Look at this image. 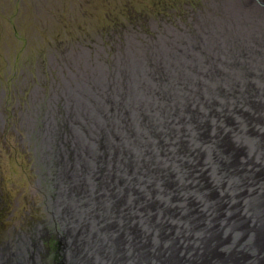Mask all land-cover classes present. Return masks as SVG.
I'll list each match as a JSON object with an SVG mask.
<instances>
[{
    "label": "bare ground",
    "instance_id": "1",
    "mask_svg": "<svg viewBox=\"0 0 264 264\" xmlns=\"http://www.w3.org/2000/svg\"><path fill=\"white\" fill-rule=\"evenodd\" d=\"M202 13L195 20L196 33L182 23L188 32L174 33L172 40L155 34L148 43L133 44L126 37L125 49L112 54V68L101 59L103 52H96L84 63L88 76L72 75L67 86L75 97L69 112L65 109L67 124H61V132L54 129L56 106L46 129L49 141L52 133L59 135L58 157L65 160L56 193L61 205L50 215L60 225V264H141L148 249L153 258L147 264H169V256H156L163 245L154 230L164 220L170 235L173 202L163 200L178 203L187 196L188 204L196 201L197 206L183 212L189 237L181 238L182 253L174 252L172 261L192 264V256L184 253L192 227L201 216L208 221L220 216L212 208L228 200L226 183L264 181V2L217 0ZM161 148L170 165L157 162ZM250 165L254 169H244ZM67 166L73 167L70 174ZM194 180L204 188L202 200L189 195ZM257 196L244 201L249 214ZM255 202L264 206V191ZM252 217L250 249L255 260H264V215ZM246 224L233 217L227 227L241 238ZM212 227L206 231L208 241L204 237L209 247L203 256L216 259L210 264H228L229 259H217L215 248L226 239L210 238ZM42 230L35 236L43 240ZM35 239L14 250L0 245V264H40L43 255Z\"/></svg>",
    "mask_w": 264,
    "mask_h": 264
},
{
    "label": "rangeland",
    "instance_id": "2",
    "mask_svg": "<svg viewBox=\"0 0 264 264\" xmlns=\"http://www.w3.org/2000/svg\"><path fill=\"white\" fill-rule=\"evenodd\" d=\"M212 1L217 0H0L1 246L9 241L13 247L22 232L33 236L41 227L46 239L33 236L41 247L40 264L62 263L60 225L50 215L61 205L56 169L65 160L58 157L59 135L52 133L49 141L46 129L56 106L54 129L61 132V124H67L65 109L69 112L75 97L68 83L89 75L84 63L96 52H103L101 59L112 68V54L125 49L126 37L133 44L148 43L156 35L172 40L188 32L182 23L196 33V17ZM83 84L77 86L79 93ZM67 167L70 174L73 167ZM236 250L238 260L247 258L243 247ZM230 255L226 258L236 259Z\"/></svg>",
    "mask_w": 264,
    "mask_h": 264
},
{
    "label": "water",
    "instance_id": "3",
    "mask_svg": "<svg viewBox=\"0 0 264 264\" xmlns=\"http://www.w3.org/2000/svg\"><path fill=\"white\" fill-rule=\"evenodd\" d=\"M152 140L156 141L155 139H152ZM225 146L227 147V145ZM141 153H143L142 150H141ZM166 153H167V150H165L164 148H161L160 152H157V155H156L157 162H160L164 166L170 165L169 159L165 155ZM173 167H175V165ZM244 169H254V168L250 165L248 166V168H244ZM161 183L159 182L157 183L160 190L163 189L162 186L160 187ZM200 185H201L200 182H197L196 180H194L192 182V189L190 190V193H189V195H194L196 200H202V194L204 193V188L201 187ZM232 185L233 187H229ZM199 187L201 188L200 190H199ZM225 189H231V194L228 196V200L222 201V208H212V211L214 209L220 210V216L213 221L204 220V216H201L200 219H203L204 221L199 220V225L195 224L194 227H192L191 232H192V236L194 239L192 238V241L190 242L188 249L184 251L186 258L192 256L193 260H190V262L191 261L193 262L192 264H210L216 261L215 258H212L210 260H207V259L205 260L203 256L207 254V249L209 247L207 245H204V237L206 240L209 238V236H207L206 234V231L212 225L213 227L210 231L212 237L210 238L214 240V235H216L217 237L226 239L225 243L215 248V251L217 252V255H218L217 259L223 258L226 260L228 251H230L231 252L230 256H232V258H236L235 260L238 262V264H254L256 262L253 252H251V249L249 250V248H251L252 246L250 244L247 245V242L251 243L252 236H251L250 230H252L255 226V225H251V222L256 218L252 216L257 215L260 217L264 215V206L260 208L259 207L260 204L255 202L256 200L258 202V200L260 199L261 191L262 192L264 191V181L263 180L255 181L254 179H251V178H243V181L240 182L239 184L237 182L228 181V183H226ZM252 191H255V192H252ZM164 193L166 194V192ZM254 196H257V197L254 199L253 207L252 206L250 207L251 213L249 214L247 212V206L244 208V201L245 199L249 201ZM217 197L218 196H216V199ZM163 201H166L167 203L173 202V204L170 206L171 215L169 218V221H173V224H172L171 233L169 236L167 235L169 225L166 222H164V220L162 224L163 226L160 229L154 230V233L156 235V241L163 245L161 252H158L156 256L160 254L162 255V258L169 256V261L167 262L171 264L172 260L175 259V257H172L173 253L174 252L175 253L178 252L179 254L182 253L181 246H184V243L180 242L181 238L189 237L187 232L190 226H185L187 222V217H186L187 215L186 213H183V212L186 211V208L191 209V208L196 207L197 203L196 201L192 202L190 198L189 201L192 203L191 205L188 204V196L185 200L182 198L180 199V202L182 201V203L180 202L177 203L175 201H167V200H163ZM203 201H206L205 198L203 199ZM173 206H175L174 210L171 209V207ZM76 210L77 208L75 209L74 212H76ZM204 212H207V211H203L202 215L204 214ZM234 214H236V216H234ZM152 216L154 217L155 213L152 214ZM233 217L238 219L240 221V224L247 223L246 227L242 229L245 232V235L243 236V240L239 243L237 248L240 249L243 247V252L249 254L248 258H243V259L241 258L238 260L237 257L235 256L236 248H235L234 241L238 239L236 238L238 235L235 232H230L229 228L227 227L229 225L230 220L233 219ZM179 227L180 229H178ZM166 248H169V249L166 250ZM163 255H165V257H163ZM145 256H147V258L141 264H147L149 262L151 263L152 258H153V252H151L148 249ZM262 261L263 262L260 264H264V260ZM190 262H188L187 260V263H190ZM179 264H183V262Z\"/></svg>",
    "mask_w": 264,
    "mask_h": 264
},
{
    "label": "flooded vegetation",
    "instance_id": "4",
    "mask_svg": "<svg viewBox=\"0 0 264 264\" xmlns=\"http://www.w3.org/2000/svg\"><path fill=\"white\" fill-rule=\"evenodd\" d=\"M51 90V89H50ZM50 93H52V90H51V92ZM55 94L54 93H52V96H51V98H55ZM47 110V109H46ZM45 110V111H46ZM54 142H52V143H50V145H51V149H52V151L53 152H55V148H54ZM61 166V163L59 164V166L57 167V169H56V177L58 176V181H62V177H61V174H60V167ZM67 171V170H66ZM63 186V185H62ZM37 234H39L37 231H35V234L34 235H37ZM33 235V236H34ZM20 236H21V238H18L20 241L17 243V244H14L13 245V247L11 246L10 247V245H9V241H7L4 245H7L8 246V248L9 249H11V250H14L15 248H16V245L17 246H19L20 244H22V243H26L27 242V240H29V239H32L33 238V236H31V234L29 235V234H26V233H23L22 232V234H20ZM30 243H31V241H30ZM11 244V243H10ZM237 245H235V247H236ZM1 248V247H0ZM263 251L261 252V254L262 253H264V248L263 247H260ZM236 252H237V250H235ZM31 250H30V248H28L27 249V254H26V257L28 258V262L29 263H32V260L30 259L31 258ZM229 253H231V252H228V254ZM223 261L225 260V259H223V258H221ZM258 259V258H257ZM257 261V260H256ZM258 261H262V260H258ZM228 264H231V260H229V261H226ZM263 262V261H262ZM24 264H26V263H24ZM213 264H215V263H213Z\"/></svg>",
    "mask_w": 264,
    "mask_h": 264
},
{
    "label": "trees",
    "instance_id": "5",
    "mask_svg": "<svg viewBox=\"0 0 264 264\" xmlns=\"http://www.w3.org/2000/svg\"><path fill=\"white\" fill-rule=\"evenodd\" d=\"M59 250H60V246H59Z\"/></svg>",
    "mask_w": 264,
    "mask_h": 264
}]
</instances>
